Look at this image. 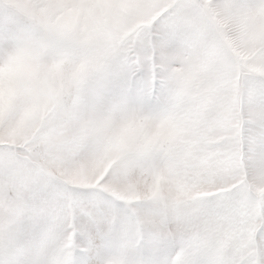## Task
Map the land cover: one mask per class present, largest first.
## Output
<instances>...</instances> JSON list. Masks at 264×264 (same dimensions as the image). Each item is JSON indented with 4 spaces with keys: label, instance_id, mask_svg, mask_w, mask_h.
Instances as JSON below:
<instances>
[{
    "label": "snow or ice",
    "instance_id": "snow-or-ice-1",
    "mask_svg": "<svg viewBox=\"0 0 264 264\" xmlns=\"http://www.w3.org/2000/svg\"><path fill=\"white\" fill-rule=\"evenodd\" d=\"M0 264H264V0H0Z\"/></svg>",
    "mask_w": 264,
    "mask_h": 264
}]
</instances>
